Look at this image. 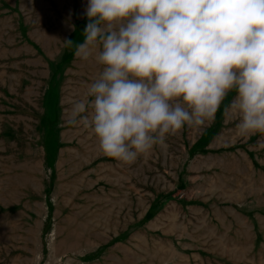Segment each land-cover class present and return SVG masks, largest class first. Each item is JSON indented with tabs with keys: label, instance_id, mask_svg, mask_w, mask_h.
Masks as SVG:
<instances>
[{
	"label": "rangeland",
	"instance_id": "obj_1",
	"mask_svg": "<svg viewBox=\"0 0 264 264\" xmlns=\"http://www.w3.org/2000/svg\"><path fill=\"white\" fill-rule=\"evenodd\" d=\"M87 2L0 0V264H264V134L235 90L130 165L71 122L103 70L75 54Z\"/></svg>",
	"mask_w": 264,
	"mask_h": 264
},
{
	"label": "clouds",
	"instance_id": "obj_2",
	"mask_svg": "<svg viewBox=\"0 0 264 264\" xmlns=\"http://www.w3.org/2000/svg\"><path fill=\"white\" fill-rule=\"evenodd\" d=\"M85 14L75 54L103 70L70 117L104 155L135 163L232 90L239 134H264V0H88Z\"/></svg>",
	"mask_w": 264,
	"mask_h": 264
}]
</instances>
